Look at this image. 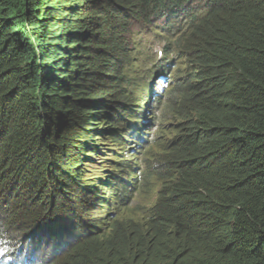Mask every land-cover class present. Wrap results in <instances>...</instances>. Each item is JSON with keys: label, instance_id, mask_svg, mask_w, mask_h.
<instances>
[{"label": "trees", "instance_id": "trees-1", "mask_svg": "<svg viewBox=\"0 0 264 264\" xmlns=\"http://www.w3.org/2000/svg\"><path fill=\"white\" fill-rule=\"evenodd\" d=\"M160 20L139 142L125 35ZM140 147L121 201H155L117 217ZM36 263L264 264V0H0V264Z\"/></svg>", "mask_w": 264, "mask_h": 264}, {"label": "rangeland", "instance_id": "rangeland-1", "mask_svg": "<svg viewBox=\"0 0 264 264\" xmlns=\"http://www.w3.org/2000/svg\"><path fill=\"white\" fill-rule=\"evenodd\" d=\"M102 8L104 10V13H106V15H108L110 10L112 9V7H108L106 9L104 7ZM129 25H130L129 26L130 34H127L125 36L127 40L129 41L128 42L130 44L129 47L132 51V54H131V60H132L131 66L132 67L130 69V72H131L130 76H132L136 82V86L134 88L137 90L138 93L145 92L146 94H149L150 92L149 83H150V88H151V82L153 81L155 73L161 72V69L163 68L162 66L163 62L160 66H158V64L156 65L157 61H155L156 63L153 62V60L149 62V60L146 59V56L150 54L151 55L154 54V56H156L155 55L156 52H159L161 50V47L165 45V43H162V42L163 40H166L167 36H169L168 30H166L167 28H169V26L166 25L165 21L163 20L158 21L155 26H150L147 24L145 25L142 22H137V21L135 22L130 21ZM24 30H26V27ZM103 30L105 32L104 33V38H105L108 35L106 22L104 23ZM101 40L104 41L105 39H101ZM23 65H24V62H22V64L21 63L18 64L19 69H22L21 66ZM164 76H168V75L165 74ZM159 93L161 92L158 90V88H157V93H155V89H154L153 95L155 94L158 95ZM159 96L161 99L159 103L154 100V103L152 104L151 114L154 116V118H151L152 115L150 114L149 123L151 124L152 127H150V129L148 128V132L146 133H149L151 129H153L154 126H156L158 123L159 112L163 105L161 94ZM135 154H136L135 156L131 157L132 159L136 160V164H134V166L136 165L134 169V174L136 173L137 168L139 169L143 167V161L145 158L144 152L142 151L141 148L136 150ZM138 171L140 172V170ZM122 172L127 173V174L130 173L128 169H124ZM125 176L127 177V175ZM128 178H129V183L127 185H129V187L137 184L135 180H130V177ZM143 190L144 189H142L141 191L140 190L137 191V194H135L131 202L124 204L121 201V196L125 193V191L124 193H122L123 191L119 189L118 195H113V194H111V196L108 195L109 199L105 201L104 208H106L107 206L112 207L111 211H113L114 208L118 207L117 209L119 210V212L117 214V217L130 216V215H133V216L136 215L135 217H139L141 214V213H138L139 207L147 208L148 206L153 204L155 201V195L153 194V192L151 194H146ZM107 192L109 193L108 190ZM104 213L105 212H103L102 214Z\"/></svg>", "mask_w": 264, "mask_h": 264}, {"label": "clouds", "instance_id": "clouds-1", "mask_svg": "<svg viewBox=\"0 0 264 264\" xmlns=\"http://www.w3.org/2000/svg\"><path fill=\"white\" fill-rule=\"evenodd\" d=\"M158 96V95H157ZM159 98H160V96H158ZM154 98V97H153ZM153 98H152V100H150L149 101V103H148V107L146 108V109H144L143 111H142V114L140 115V121H141V125H138V127H140L139 129H138V131H136L135 132V128H134V135L136 136V138L139 140V142H140V140H145L146 138H148L147 137V135L150 133V132H152L154 129H155V127L157 126H155L153 129H151V131L149 132V133H146V132H148V128L150 129V127H152L151 126V124L149 123V119H150V114H151V112H149L150 110L152 111V104L154 103V100H155V98H154V100H153ZM157 100H161V99H156L155 101L157 102ZM162 108V107H161ZM161 110V109H160ZM148 113H149V116H148ZM159 114H160V112H159ZM158 118H159V116H158ZM158 121H159V119H158ZM142 126V127H141ZM137 128V127H136ZM143 133H145V134H143ZM139 142H138V144H139ZM141 149H142V151L144 150L142 147H140ZM139 148H137V149H135L134 150V156L136 155L135 154V151L136 150H138ZM132 160H134V159H132ZM131 160V161H132ZM135 161V163H136V160H134ZM125 169V168H124ZM94 170V169H93ZM128 170H129V172H131V170H132V167H129L128 168ZM107 170H103L102 172H101V176H103V175H109L108 174V172H106ZM128 174H130V173H128ZM127 173H125L121 178L122 179H124L126 176L125 175H128ZM124 177V178H123ZM132 177L130 176V179H131ZM109 192H111L110 190H108ZM106 192H107V190H106ZM108 193V192H107ZM109 194V193H108Z\"/></svg>", "mask_w": 264, "mask_h": 264}, {"label": "bare ground", "instance_id": "bare-ground-1", "mask_svg": "<svg viewBox=\"0 0 264 264\" xmlns=\"http://www.w3.org/2000/svg\"><path fill=\"white\" fill-rule=\"evenodd\" d=\"M168 71V70H167ZM158 75V77L157 78H159L158 80H157V83L155 84V87H154V89H155V93H157V88H158V90L161 92V93H159L158 94V96L161 94V97H162V101L164 100L163 98V94H164V86H163V83L164 82H169V80H170V78H172L170 75L171 74H168L167 73V75L168 76H164L165 74H162V73H158L157 74ZM164 79V80H163ZM157 87V88H156ZM156 95L157 94H155L153 97L155 98L156 97ZM154 98H153V100H154ZM149 112H151V110L149 111ZM148 115H149V113H148ZM152 115V114H151ZM151 118H154V116L152 115V117ZM142 127V126H141ZM155 127V126H154ZM144 163V162H143ZM138 170H140V172L138 171ZM143 170V167L142 168H137L136 169V176H135V178H134V180L136 181V183H139V180H140V173H141V171ZM139 172V173H138ZM128 177H130V175H127V177H125L124 179H122V181H123V183H122V185H117V186H119L118 188L121 190V191H123V193H124V191H125V193H126V190H128V189H130V188H133V186H135V185H132V186H130L129 187V185H127L128 183H129V178ZM127 187V188H126ZM118 189V190H119ZM124 193V194H125ZM123 194V195H124ZM109 199V196H108V194H106V196H105V200H102V202H103V205H104V203H105V201H107ZM103 209H104V206H103ZM51 253H53V251H50ZM56 253V252H55ZM51 255L49 254L48 255V257H50ZM44 259H46V256H44ZM43 259V260H44ZM35 261H38V258L35 260ZM35 261H32V263L33 262H35ZM37 263H39V261L37 262ZM36 263V264H37Z\"/></svg>", "mask_w": 264, "mask_h": 264}, {"label": "water", "instance_id": "water-1", "mask_svg": "<svg viewBox=\"0 0 264 264\" xmlns=\"http://www.w3.org/2000/svg\"><path fill=\"white\" fill-rule=\"evenodd\" d=\"M155 80H156V78H154V80H153V81H155ZM159 101H160V100H157V102H158V103H159Z\"/></svg>", "mask_w": 264, "mask_h": 264}, {"label": "flooded vegetation", "instance_id": "flooded-vegetation-1", "mask_svg": "<svg viewBox=\"0 0 264 264\" xmlns=\"http://www.w3.org/2000/svg\"><path fill=\"white\" fill-rule=\"evenodd\" d=\"M15 38H16L15 36L12 37V39H15Z\"/></svg>", "mask_w": 264, "mask_h": 264}]
</instances>
